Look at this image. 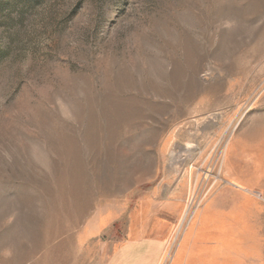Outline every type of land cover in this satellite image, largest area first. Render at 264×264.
Here are the masks:
<instances>
[{"label": "rangeland", "instance_id": "1", "mask_svg": "<svg viewBox=\"0 0 264 264\" xmlns=\"http://www.w3.org/2000/svg\"><path fill=\"white\" fill-rule=\"evenodd\" d=\"M240 134L264 145V0H0V264L180 227Z\"/></svg>", "mask_w": 264, "mask_h": 264}, {"label": "crops", "instance_id": "2", "mask_svg": "<svg viewBox=\"0 0 264 264\" xmlns=\"http://www.w3.org/2000/svg\"><path fill=\"white\" fill-rule=\"evenodd\" d=\"M262 145L241 134L232 138L222 157L223 183L188 220L116 249L109 264H264Z\"/></svg>", "mask_w": 264, "mask_h": 264}]
</instances>
